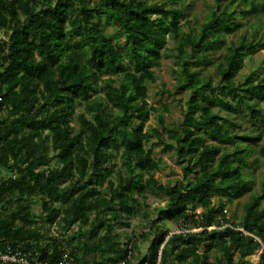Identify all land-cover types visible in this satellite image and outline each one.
<instances>
[{"label":"trees","instance_id":"trees-1","mask_svg":"<svg viewBox=\"0 0 264 264\" xmlns=\"http://www.w3.org/2000/svg\"><path fill=\"white\" fill-rule=\"evenodd\" d=\"M186 1L0 0V33L6 35L0 37V174H7L0 179V245L52 261L64 241L74 264H247L260 250L264 264V182L244 202L238 223L223 204L212 205L216 193L232 201L253 189L246 169L255 161H246L248 152L264 164V142L258 143L264 77L236 79L253 49L264 48V36L253 32L250 42L244 33L225 44L224 35L239 27L230 7L235 0H217L199 31L184 33ZM242 1L264 16V0ZM107 27L116 32L109 35ZM168 38L176 53L169 52ZM224 47L213 61L211 53ZM172 56L188 98L176 126L164 125L158 113L168 141L145 122L157 111L148 102L154 68ZM213 62L221 74L217 83L191 69ZM77 102L85 111L76 115ZM242 117L258 124L256 134L227 126L240 128ZM153 136L175 146L184 179L162 184L154 177L159 161L146 148ZM146 192L163 195L165 205L155 207L142 234L148 251L134 263L133 240L122 244L114 226L125 224L123 214L148 218L140 201ZM35 198L42 201L39 214L31 209ZM170 223L182 230L172 232ZM52 225L62 232L85 227L83 252L101 257L86 259L61 231L49 234Z\"/></svg>","mask_w":264,"mask_h":264},{"label":"rangeland","instance_id":"rangeland-1","mask_svg":"<svg viewBox=\"0 0 264 264\" xmlns=\"http://www.w3.org/2000/svg\"><path fill=\"white\" fill-rule=\"evenodd\" d=\"M97 0H92L96 2ZM149 2L157 1L163 2L165 0H148ZM230 0H221L222 5L226 4ZM217 0H187L186 9L184 11V16L180 20L182 26V31L184 33L189 30L194 32L199 31V26L204 23L215 7ZM230 7L235 8L237 14L234 16L235 22L239 24L238 28H235L231 33L224 35V41L226 45H232L240 40L244 33L249 36V41H252L251 34L256 33L257 38L259 36H264V16H256L255 13L250 12L248 1L235 0L230 4ZM254 26V27H253ZM106 31L109 35H113L116 29L113 27H107ZM1 38H6L5 33H0ZM122 45L125 43L124 37L120 34L118 39ZM167 47L170 53H176L175 42L168 38ZM225 47L218 50L215 53H211L210 57L213 61L220 59ZM191 69H196L201 75H210L213 78V82L217 83L220 81L221 74L218 72V68L215 62L210 65H198L197 67L191 66ZM155 81L153 83H148V102L151 106L157 108V111H152L150 113L149 119L145 122V129L152 130L157 128L163 132L164 137L170 141L167 133L163 130L162 124L159 122L158 113H163V122L169 128L176 126L184 116L186 110V101L188 98V89L183 87H178L180 82V75L178 73V67L175 62V57H164L161 59L160 66L154 68ZM255 75L257 77H264V48L253 49L251 56L246 57L242 67L238 71L236 77L237 81H243L246 75ZM111 75H104L103 77H108ZM76 105V115L85 111L82 103L77 102ZM264 106V100L261 101ZM217 109V107H214ZM224 114V112H222ZM87 116H89L86 113ZM264 120H260V124ZM241 122L240 128H233L230 123L227 126L231 130H238L240 132L247 131L253 134L257 133L258 124H253L247 122L245 117L239 119ZM75 123V121H74ZM76 128L77 125L75 126ZM210 142V141H209ZM264 142V134H262L258 143ZM147 149H151L155 159L159 161L160 169L154 173V177L160 181L162 184H174L177 180L184 179V174L182 170V165L177 161L175 146L166 145L158 142L157 137L153 136L150 138L146 146ZM119 151H115L114 161L117 163L116 169L120 166ZM246 161L251 163L255 161L251 169H246V173L252 172L253 189L250 192L244 193L241 196L228 201V198L220 193H216L212 196V205L217 206L218 204H223L226 210V215L234 223H238L243 215V204L248 198L255 192L262 189L264 182V164L259 159L258 155L254 151L248 152L246 156ZM195 170L191 172V176L194 175ZM1 177H6L7 174L2 172ZM105 190L106 188H102ZM147 217L141 214H123L120 218L125 224L115 225V230L120 234V239L122 244L125 240L131 239L135 245L132 252V262L137 263L143 258L145 253L148 251L150 241L149 239H143L142 234L148 230L149 220L155 217V207H163L165 205V197L161 194H153L151 192H146L143 198H140ZM42 201L39 198H35L31 202V209L34 213L39 214L41 212ZM13 206V203L8 205V207ZM262 206H264V198L262 200ZM0 210L3 207L0 205ZM169 228L172 232L181 231L182 229L177 228L173 223L169 224ZM184 230V229H183ZM199 229H192L191 231H198ZM59 225L55 227L48 228L49 234H55L60 232ZM85 231V227L81 228L78 225L72 226L71 228L61 231V236L66 241H72L77 247L79 254L83 252V242L87 239V236H82L81 233ZM259 251L255 254L246 257L247 264H259ZM221 252L219 250L214 251L211 255L219 256ZM86 259H91L92 257H101L100 252L94 255L84 254Z\"/></svg>","mask_w":264,"mask_h":264},{"label":"built area","instance_id":"built-area-1","mask_svg":"<svg viewBox=\"0 0 264 264\" xmlns=\"http://www.w3.org/2000/svg\"><path fill=\"white\" fill-rule=\"evenodd\" d=\"M4 180L5 177H1ZM51 227H55L52 225ZM129 257L132 255V246L128 245ZM264 248V246H263ZM51 253V252H50ZM0 264H74V259L71 254L70 248L63 241L61 243V251L59 256L55 260L43 259L39 256L30 255L20 248L13 247L10 244L0 245ZM114 264H125V261H119ZM140 264H149L148 262H142ZM156 264H159V260Z\"/></svg>","mask_w":264,"mask_h":264}]
</instances>
